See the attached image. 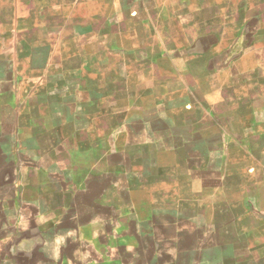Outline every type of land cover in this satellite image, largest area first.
<instances>
[{"label":"rangeland","instance_id":"rangeland-1","mask_svg":"<svg viewBox=\"0 0 264 264\" xmlns=\"http://www.w3.org/2000/svg\"><path fill=\"white\" fill-rule=\"evenodd\" d=\"M1 33L5 134L16 92L22 102L30 91L44 93L34 115L55 139L67 123L93 130L82 164L54 167L51 181L31 171L21 183L45 221L70 204L58 189L70 175L83 193L98 189L79 213L83 264H264L247 243L264 209V175L249 171L264 152V0H0ZM40 44L54 74L81 62L82 81L68 92L35 84L27 61L44 60ZM1 167L0 182L9 177ZM52 230L8 254L39 253Z\"/></svg>","mask_w":264,"mask_h":264},{"label":"crops","instance_id":"crops-1","mask_svg":"<svg viewBox=\"0 0 264 264\" xmlns=\"http://www.w3.org/2000/svg\"><path fill=\"white\" fill-rule=\"evenodd\" d=\"M2 36L3 33L0 34V37ZM39 50L44 60H36V55L33 54L30 55L27 62L30 65V69H33L37 74L39 73L35 77L36 79L32 78L31 80L34 79L35 84L46 85L42 87L44 91H47L52 86L51 84L59 82L60 86L62 84L67 86L62 89L68 92V86L72 79L75 78L74 81L76 82L82 81L81 78H77L79 75L81 76L83 71L81 62L64 61L62 62L61 73L54 74L52 63L48 61L52 52L50 46L40 44ZM78 69H80L79 72ZM15 81L18 82V80ZM17 86L19 90V85ZM72 89L74 88L71 87L70 90ZM75 94H77V91L72 94L71 98L67 97V99L73 102ZM2 96L3 94H0V98ZM43 97L44 93L42 96H32L30 91L27 98L21 102V97L16 92L17 104L9 106L14 114V124L9 134H5L3 118L0 114L1 170L9 174L6 181L2 179L0 182V246L5 243L4 241H9L5 248L0 249V264H41L43 260L50 262V264H83L81 257L76 253L79 246H81V249L83 246V241L79 236V213L83 206H88L84 201L86 195L91 196L92 199L99 197L98 189L94 191V184L88 187L91 192L85 194L77 188L78 184L83 181L82 178L77 176L73 178L70 175L71 180L63 181L62 187L59 185L60 187L58 188L62 196L71 197L70 204L68 206L59 205L61 209L59 210L60 215L49 221H45L43 216L39 215L41 214L40 204L36 203V201L32 203L23 201L21 183L24 181L26 174L33 171L35 174L43 175L51 181L57 168L70 172L75 163L82 164L89 155L94 153L96 148L94 142L89 140V136H93V130L88 126L84 127L74 122L67 123L65 124L68 127L67 134L55 139L52 133L53 129L50 126L37 123L34 112L37 102L44 101L45 98ZM22 98L25 97L23 96ZM72 105L75 107L74 103ZM22 116L29 117L30 120L34 121L29 125L21 126L19 121ZM261 149H264V141ZM5 158L7 159L6 166L3 164ZM261 158L262 162H257V166L254 165L253 169H249L253 174L258 171V174L262 173L264 175V152ZM54 167H56V170ZM95 187L97 186L95 185ZM5 190L10 191L7 192ZM28 211L31 212L29 216L26 215ZM255 212L259 213L256 219L260 221L255 226L251 239L249 240L247 237V243L253 240L257 242V246L254 249L260 251L261 260L264 261V209L260 208L259 212ZM21 215H24V217ZM41 222L44 223L40 224ZM49 226L53 228L54 234L46 242L40 240L37 242L39 253L31 254L27 251L19 250L16 253L8 254L7 250L10 248H16L24 243L28 245L36 243L35 235H39L44 227L48 228ZM45 245H50V250L58 246V256L53 251L46 253ZM250 252L252 255L257 253L254 254V251ZM6 256H9L11 261H3Z\"/></svg>","mask_w":264,"mask_h":264}]
</instances>
